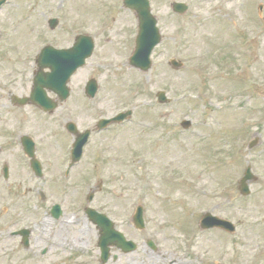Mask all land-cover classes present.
Returning a JSON list of instances; mask_svg holds the SVG:
<instances>
[{"label": "rangeland", "instance_id": "rangeland-1", "mask_svg": "<svg viewBox=\"0 0 264 264\" xmlns=\"http://www.w3.org/2000/svg\"><path fill=\"white\" fill-rule=\"evenodd\" d=\"M150 1L162 40L147 72L129 64L138 22L122 0H8L2 7L0 76L7 82L24 79L43 46H69L77 32L93 35L96 49L73 76L63 113L50 120L25 110L31 122L22 132L41 141L44 177L19 159L6 181L0 165V264H264V0ZM173 2L188 4L187 12L175 13ZM52 17L60 19L54 30ZM171 59L183 66L176 69ZM91 77L100 84L94 99L84 93ZM160 90L170 103L157 99ZM4 95L0 90V104ZM129 109L133 116L124 123L94 129L82 161L66 176L73 142L66 122L84 130ZM184 119L190 129L181 127ZM248 165L257 180L244 196L239 181ZM99 183L91 206L138 244L127 253L112 247L106 263L99 231L84 212ZM55 203L64 211L60 219L49 213ZM138 204L143 231L131 222ZM205 212L234 221L237 233L202 230ZM22 227L33 230L30 249L12 234Z\"/></svg>", "mask_w": 264, "mask_h": 264}, {"label": "water", "instance_id": "water-1", "mask_svg": "<svg viewBox=\"0 0 264 264\" xmlns=\"http://www.w3.org/2000/svg\"><path fill=\"white\" fill-rule=\"evenodd\" d=\"M5 2V0H0V6ZM125 6L134 9L139 18V34L137 38V48L134 56L131 58V63L145 71L149 70L152 66V61L150 59L151 53L154 47L161 41L160 31L157 27V18L151 12V6L149 0H124ZM174 10L183 13L186 11L187 6L182 3H174ZM57 25V19L51 20V27L54 28ZM94 49V42L91 37L81 35L77 38L75 46L71 50H55L52 47H45L42 51L40 67H49L52 72L43 75L40 74L35 80L36 88L33 93V100H39L40 92L43 85L59 93L63 98L68 96L67 82L70 76L76 71V69L84 65L85 60L89 57ZM173 64L176 67L181 66V63L173 60ZM97 91V85L95 81L89 82L87 85V92L90 96H94ZM161 102L168 101L164 92L158 94ZM34 100V101H35ZM36 102V101H35ZM130 114V112L128 113ZM128 114H122L117 119H122ZM103 122L102 124L107 123ZM182 125L185 128L191 126L190 120H185ZM102 126V125H101ZM68 128L75 130L74 124H69ZM102 128V127H100ZM88 139V133L79 135L76 143L74 144L73 158L74 160H79L82 152L83 146ZM258 143V139L251 142L250 147H253ZM34 170L39 176H42L41 166L38 161H32ZM256 180V176L252 173V169L249 166L244 177L240 181V192L244 195H249L251 189L249 182ZM90 201L92 200V195L90 196ZM89 218L96 224H98L101 229V237L99 246L102 252V262L108 261L110 258V246H116L121 248L125 252L134 251L137 245L133 241H128L124 234L117 231L114 222L108 218L106 214L99 213L95 209L87 208L86 210ZM51 214L59 218L62 215V210L59 205H55L52 208ZM133 224L140 230L145 229V222L143 218V207L138 206L133 218ZM202 229L209 228H221L230 233L236 232V226L232 221L214 216L207 212L201 219L200 223ZM18 234L24 236V242L28 244V237L30 231L27 229L21 230ZM153 246V244L151 243Z\"/></svg>", "mask_w": 264, "mask_h": 264}, {"label": "flooded vegetation", "instance_id": "flooded-vegetation-1", "mask_svg": "<svg viewBox=\"0 0 264 264\" xmlns=\"http://www.w3.org/2000/svg\"><path fill=\"white\" fill-rule=\"evenodd\" d=\"M26 70L27 69H24V71ZM28 84L29 83L26 82L24 79L13 78L1 85L2 89L6 93L3 96V100H2L4 102L0 104V131L8 127L17 126L20 120L27 119V117L24 116L23 109L30 107L31 105L27 107L17 106L16 103L18 100L16 96L18 95L20 97H24L27 91ZM50 96L53 99H56L55 95L50 94ZM69 102H70V98L65 103H63L60 106V108L65 107L66 104L69 105ZM44 114L48 115V113H44ZM27 120H28L27 123L31 122V119H27ZM8 145L11 146V149L9 150L8 148H6V144L4 142L1 145L0 157L14 160V159H18V156L20 154L24 155L23 147L20 139L10 138L8 140Z\"/></svg>", "mask_w": 264, "mask_h": 264}, {"label": "bare ground", "instance_id": "bare-ground-1", "mask_svg": "<svg viewBox=\"0 0 264 264\" xmlns=\"http://www.w3.org/2000/svg\"><path fill=\"white\" fill-rule=\"evenodd\" d=\"M128 264H133V262L132 261H129Z\"/></svg>", "mask_w": 264, "mask_h": 264}]
</instances>
